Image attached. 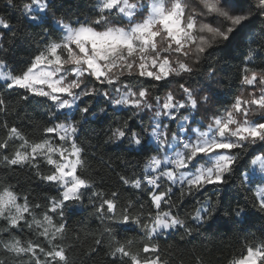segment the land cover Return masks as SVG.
<instances>
[{"label":"snow or ice","instance_id":"1","mask_svg":"<svg viewBox=\"0 0 264 264\" xmlns=\"http://www.w3.org/2000/svg\"><path fill=\"white\" fill-rule=\"evenodd\" d=\"M0 3L48 37L18 72L0 57V83L9 93L48 103V123L33 137L8 122L16 107L0 93V166L28 169L58 190L41 203L0 182V264H75L66 215L85 197L101 222L85 255L103 247L105 264H169L160 237L212 229L222 213L238 224L252 209L264 214V66L255 63L264 58V43L249 46L241 87L228 104L211 111L210 89L189 83L214 50L247 35L257 20L264 38V0H96L95 14L75 22L58 16L52 0ZM12 29L0 15V52ZM97 98L108 105L99 107L102 114H130L109 129L105 143L145 153L142 173L119 176L122 186L146 194L144 202L122 201L118 188L103 190L87 175L79 134L96 114ZM237 182L248 203L225 211L219 199L198 201L181 214L187 198ZM128 231L139 242L118 238ZM227 264H264V233L245 237Z\"/></svg>","mask_w":264,"mask_h":264},{"label":"trees","instance_id":"2","mask_svg":"<svg viewBox=\"0 0 264 264\" xmlns=\"http://www.w3.org/2000/svg\"><path fill=\"white\" fill-rule=\"evenodd\" d=\"M52 3L58 16H64L72 22L78 19L84 20L95 14L96 0H52ZM0 15L10 19L13 26L12 31L7 32L5 49L0 52V57L5 58L12 70L18 72L28 64L48 37L43 34L42 29L30 26L20 12L8 10L3 3H0ZM261 26L257 20L247 35L233 42L228 48L214 50L213 55L203 61L199 71L189 79L193 88L210 89V93L206 94L211 96V104L207 106L211 111L228 104L238 94L241 87L240 76L249 46L255 48L258 44L264 43V38L258 35ZM255 63L257 66H264V58L257 59ZM213 70L214 75L209 78L208 73ZM166 90V88L157 89L161 95ZM0 93L6 99H10L16 107V112L8 116V122L15 123L30 136L38 137L37 126L48 123V103H38L36 100L18 101L16 93H9L2 83H0ZM97 101L98 103H94L96 114L88 116L79 134V142L85 148L88 158L87 175L91 176L97 186L103 190L118 188L122 193V201L131 198L144 202L147 199L146 194L122 186L119 176L124 174L131 177L133 174L142 173L145 153L135 148L127 149L126 145L116 149L113 145L105 143L109 129L128 119L130 114L126 109L113 111L111 108L106 114H102L99 112V107H108V105L102 98H97ZM211 111L208 112L209 115ZM148 115L143 119L144 127L148 126ZM140 126L141 119L137 117L132 121V127L138 129ZM149 143L151 144V141ZM0 182L16 185L18 191L29 193L41 203H44L47 197L58 196L55 187L42 183L28 169L9 171L0 166ZM217 199L227 211L230 207L234 208L237 202L248 203L249 194L238 182L222 189L209 187L204 192L187 198L181 214L192 211L198 206V201L215 202ZM66 221L69 228V240L66 242L73 244L70 254L75 264H105L103 247L91 257L85 255L93 246V241L101 228L100 220L91 215L87 197L83 204L74 205L69 210ZM261 233H264V214L252 209L243 223H235L231 217L222 213L212 229L201 228L192 235L185 234L183 229L176 230L160 237L159 244L169 264H199L201 260L203 264H227L228 257L239 248L245 237L250 238L253 234L260 237ZM125 235L139 242L137 233L133 231L120 233L118 238H123Z\"/></svg>","mask_w":264,"mask_h":264}]
</instances>
